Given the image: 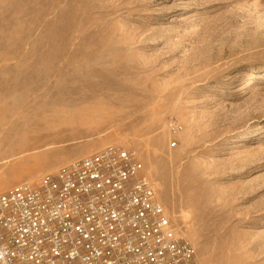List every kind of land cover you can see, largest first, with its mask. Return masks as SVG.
<instances>
[{
  "label": "rangeland",
  "instance_id": "rangeland-1",
  "mask_svg": "<svg viewBox=\"0 0 264 264\" xmlns=\"http://www.w3.org/2000/svg\"><path fill=\"white\" fill-rule=\"evenodd\" d=\"M107 145L204 264H264V0H0V193Z\"/></svg>",
  "mask_w": 264,
  "mask_h": 264
},
{
  "label": "built area",
  "instance_id": "built-area-1",
  "mask_svg": "<svg viewBox=\"0 0 264 264\" xmlns=\"http://www.w3.org/2000/svg\"><path fill=\"white\" fill-rule=\"evenodd\" d=\"M0 264L204 262L137 151L107 145L0 193Z\"/></svg>",
  "mask_w": 264,
  "mask_h": 264
}]
</instances>
